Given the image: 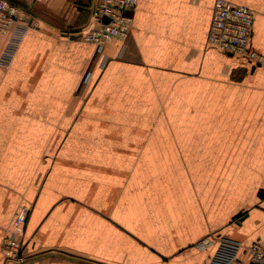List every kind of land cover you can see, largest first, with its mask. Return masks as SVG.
I'll use <instances>...</instances> for the list:
<instances>
[{
  "label": "crops",
  "instance_id": "obj_1",
  "mask_svg": "<svg viewBox=\"0 0 264 264\" xmlns=\"http://www.w3.org/2000/svg\"><path fill=\"white\" fill-rule=\"evenodd\" d=\"M0 33V264H205L228 236L264 245V66L207 42L214 0H137L125 38L81 35L98 0H9ZM253 14L264 55V0ZM225 130H229L228 133Z\"/></svg>",
  "mask_w": 264,
  "mask_h": 264
},
{
  "label": "built area",
  "instance_id": "obj_2",
  "mask_svg": "<svg viewBox=\"0 0 264 264\" xmlns=\"http://www.w3.org/2000/svg\"><path fill=\"white\" fill-rule=\"evenodd\" d=\"M137 0H98L91 10L89 28L81 35L83 41L101 52L103 45L112 38H125L132 25V10ZM108 19L104 22L103 18ZM17 24L14 37L8 43L2 63L7 65L18 45L23 32L35 21L9 0H0V33ZM253 28L252 12L227 0H214L208 27L207 42L224 53L240 55L252 63L262 60L251 46ZM257 61V62H256ZM28 209L21 206L12 220L7 236L3 240V252L13 264L23 258L24 226ZM215 245L205 264H264V245L258 241L244 244L228 236H204L195 243V248L205 250Z\"/></svg>",
  "mask_w": 264,
  "mask_h": 264
},
{
  "label": "rangeland",
  "instance_id": "obj_3",
  "mask_svg": "<svg viewBox=\"0 0 264 264\" xmlns=\"http://www.w3.org/2000/svg\"><path fill=\"white\" fill-rule=\"evenodd\" d=\"M255 51H257V50H255ZM257 53H258V56H261V58H262V60H259V61H260L259 64L264 66V55L261 54V53L258 52V51H257ZM256 62H257V61H256ZM250 63H252V62H250ZM252 64H253L254 66H255V65H259V64H257V63H252ZM225 131L228 133L229 130H225ZM209 258H210V257H209Z\"/></svg>",
  "mask_w": 264,
  "mask_h": 264
},
{
  "label": "water",
  "instance_id": "obj_4",
  "mask_svg": "<svg viewBox=\"0 0 264 264\" xmlns=\"http://www.w3.org/2000/svg\"><path fill=\"white\" fill-rule=\"evenodd\" d=\"M103 20H104V22H107L108 21V19L106 17H104ZM263 192H264V189L261 190V193L259 195H262Z\"/></svg>",
  "mask_w": 264,
  "mask_h": 264
}]
</instances>
